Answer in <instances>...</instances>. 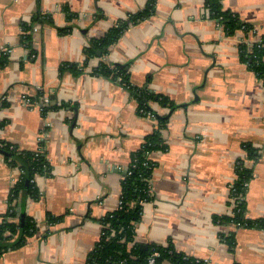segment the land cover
<instances>
[{
  "label": "crops",
  "instance_id": "0c3cea01",
  "mask_svg": "<svg viewBox=\"0 0 264 264\" xmlns=\"http://www.w3.org/2000/svg\"><path fill=\"white\" fill-rule=\"evenodd\" d=\"M147 2L0 0V51L9 54L0 68V143L20 151L43 143L50 166L48 176L34 177L37 200L20 193L13 202L35 222L36 234L0 264H85L100 221L118 208L131 155L158 127L156 117L167 119L159 129L166 150L149 155L152 199L142 205L135 242L171 244L205 264H264V229L215 222L233 214L238 160L252 171L246 217L264 219V86L239 55L241 43L264 40V0H221L253 30L233 35L211 18L205 0H154V13L107 54L87 56L92 41ZM38 13L51 21L34 26L28 50L19 43L21 24ZM66 63L86 65L78 75L60 73ZM103 63L127 65L133 85L171 106L150 102L155 117L141 116L128 90L91 74ZM244 144L256 160H247ZM20 176L0 154V222ZM231 234L233 247L220 238Z\"/></svg>",
  "mask_w": 264,
  "mask_h": 264
},
{
  "label": "trees",
  "instance_id": "16d2710c",
  "mask_svg": "<svg viewBox=\"0 0 264 264\" xmlns=\"http://www.w3.org/2000/svg\"><path fill=\"white\" fill-rule=\"evenodd\" d=\"M205 6L209 9L211 18L217 21L222 31L227 35H233L236 31L249 33L252 27L243 23L236 14L224 10L221 0H205ZM155 2L148 0L146 7L129 15L125 20H119L105 34L91 42L86 49L88 57L100 52L105 55L110 46L114 45L120 36L131 26L149 18L154 13ZM74 17L70 14V18ZM48 16L36 14L29 22H22L21 34L19 37L20 46L25 49L31 48L32 30L35 25H42L50 22ZM67 28L58 30L60 34H66ZM32 54V53H31ZM240 61L245 64L249 71L253 72L264 86V40L259 43L239 45ZM9 62L8 52L0 51V68ZM86 64L74 63L62 64L60 73L69 71L73 75L82 73ZM96 77H102L119 83L133 96L138 104V113L141 116L152 114L148 104L157 102L161 105L171 106L168 98L150 92L147 88L138 87L131 83L130 73L127 65L100 64L91 72ZM40 96V95H38ZM61 105L60 107H65ZM55 106L51 109H58ZM50 109V108H49ZM48 110L43 108L42 111ZM155 117V115H153ZM158 127L151 134L147 135L136 152L131 155V162L128 169L122 174L121 193L118 208L106 215L101 221L102 233L86 257L85 264H148V260L154 254L153 264L169 262L171 264H205L185 254L178 253L171 244L161 246L149 243L145 248L135 242V226L141 221L142 205L151 201L150 178L155 164L149 159V155L156 151H165L166 145L163 142L159 129L167 122L165 118H157ZM247 160H256L255 150L244 144ZM0 150L3 158L9 166L18 168L21 171L20 179L11 189L9 196V207L0 222V257L8 251L19 249L26 244L37 232V226L31 218L18 213L13 203L20 193H25L30 198L37 200L39 191L34 183L36 175L48 176L50 171L49 163L45 156L44 144L40 143L36 151H20L16 147L6 143H0ZM252 171L243 160L236 164V180L231 189V198L234 199L233 214L227 217L216 218L217 223L234 224L238 228L264 229V219H249L246 217V206L244 196L246 188L244 184L249 182ZM55 218H49V222H55ZM220 238L230 247L235 241L233 235H220Z\"/></svg>",
  "mask_w": 264,
  "mask_h": 264
},
{
  "label": "built area",
  "instance_id": "2783aa9c",
  "mask_svg": "<svg viewBox=\"0 0 264 264\" xmlns=\"http://www.w3.org/2000/svg\"><path fill=\"white\" fill-rule=\"evenodd\" d=\"M248 185H249V183L247 182V183L244 184V187L247 188ZM232 189H233V187H232ZM231 206H232V209H233V208H234V199H233V198H232ZM157 255H158L157 253L154 254V255L152 256V258H150V259L148 260V264H153V263H154V257H156Z\"/></svg>",
  "mask_w": 264,
  "mask_h": 264
},
{
  "label": "water",
  "instance_id": "95a60500",
  "mask_svg": "<svg viewBox=\"0 0 264 264\" xmlns=\"http://www.w3.org/2000/svg\"><path fill=\"white\" fill-rule=\"evenodd\" d=\"M98 55H99V53H98ZM0 154H3V152L0 150ZM145 248V247H144Z\"/></svg>",
  "mask_w": 264,
  "mask_h": 264
}]
</instances>
